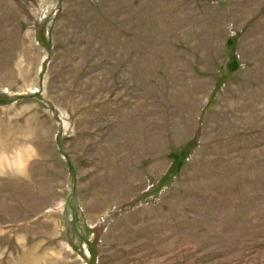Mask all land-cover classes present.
<instances>
[{"label": "rangeland", "instance_id": "obj_1", "mask_svg": "<svg viewBox=\"0 0 264 264\" xmlns=\"http://www.w3.org/2000/svg\"><path fill=\"white\" fill-rule=\"evenodd\" d=\"M0 264H264V0H0Z\"/></svg>", "mask_w": 264, "mask_h": 264}, {"label": "trees", "instance_id": "obj_2", "mask_svg": "<svg viewBox=\"0 0 264 264\" xmlns=\"http://www.w3.org/2000/svg\"><path fill=\"white\" fill-rule=\"evenodd\" d=\"M234 65H236V63L234 62L233 64H232V71L234 70V68H233V66ZM172 170L175 172V171H178V167H177V165L175 166V164H174V167H172Z\"/></svg>", "mask_w": 264, "mask_h": 264}]
</instances>
